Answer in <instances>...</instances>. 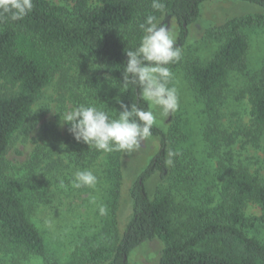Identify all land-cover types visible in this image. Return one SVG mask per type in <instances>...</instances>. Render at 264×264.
<instances>
[{"label": "trees", "instance_id": "16d2710c", "mask_svg": "<svg viewBox=\"0 0 264 264\" xmlns=\"http://www.w3.org/2000/svg\"><path fill=\"white\" fill-rule=\"evenodd\" d=\"M64 1L75 4L68 9L50 0H33L34 8L23 20H0V80L8 89L15 88L0 90V165L14 136L28 130L34 105L56 75L62 74L68 58L95 66L86 99L89 106L105 111L110 119L120 111L117 97L129 108L149 110L148 103L139 99V88L124 87L126 51L137 47L128 44L122 32L140 31L148 15H155L158 22L174 18L179 26L176 45L181 49L203 4L210 0H162V11L152 9V0H99L94 7L88 0ZM233 1L257 10L209 28V37L220 40L216 52L205 62L187 66L192 87L204 101L203 137L214 150L235 142L233 135L220 130L223 87L231 72L247 68L251 44L247 31L264 27V0ZM249 101L253 125L263 131L264 66L259 82L249 86ZM150 137L160 140V148L130 187L132 215L123 232L115 216L121 185L117 165L112 169L110 217L100 231L77 246L75 260L79 264H129L136 248L158 238L164 246L157 264H264V240L250 234L264 226V176L234 164V153L229 151L219 161L217 192L202 188L198 204L178 202L163 191L152 194L148 180L156 174L169 177L183 162L175 155L173 164L165 165L168 150L173 151L171 144L181 138L179 128L168 133L155 124ZM74 148L83 162L101 153L83 142ZM185 162L188 170L179 174L180 183H189L197 171L194 164ZM50 196L46 180L0 173V251L39 257L50 264L43 234L32 220L35 207ZM250 202L260 206L259 216L246 214Z\"/></svg>", "mask_w": 264, "mask_h": 264}, {"label": "rangeland", "instance_id": "374dc122", "mask_svg": "<svg viewBox=\"0 0 264 264\" xmlns=\"http://www.w3.org/2000/svg\"><path fill=\"white\" fill-rule=\"evenodd\" d=\"M50 1L68 9L75 4L64 0ZM88 1L90 7L100 2ZM256 10V6L240 1L210 0L203 4L200 18L190 26L187 41L180 49V61L169 67L173 74L169 86L177 89L179 108L167 117L159 108L152 109L156 124L164 131L170 133L179 128L181 138L171 144V149L183 164L175 167L167 178L157 174L150 178L148 189L152 194L163 191L172 194L178 202L198 204L197 195L202 188L217 192L220 185L217 177L219 161L229 151L234 153V164L264 176V130L259 132L253 125L249 101V86L259 82L263 74L264 27L247 31L251 41L247 68L231 72L223 87L220 130L233 135L235 142L231 145L224 143L214 150L204 139V101L195 93L187 74V66L191 62L209 60L220 44V40L209 37V28ZM158 23L169 27L178 40L179 26L174 18L165 17ZM142 35V30L136 32L133 29L121 34L133 47L139 46ZM81 60L67 59L62 74L56 75L34 105L28 130L14 136L0 165V173L4 175L48 181L50 199L35 207L32 220L43 234L50 264H79L74 258L77 246L107 223L113 200L112 169L117 165L121 171V185L115 216L119 231L123 232L132 215L130 187L160 148V140L149 137L131 153L101 152L93 161L78 160L74 147L81 146V142L70 134V125L61 122L60 114L77 105L89 106L86 99L90 78L96 74L95 66ZM0 90L11 92L15 88L8 89L0 80ZM186 160L191 162L190 165L194 164L197 171L189 183H180L179 174L188 170ZM77 170H91L97 175L96 187L74 188L71 180ZM99 204L106 205L107 215L99 214ZM245 211L248 216L261 214L260 206L252 202L247 204ZM250 234L264 240V226L252 229ZM163 246L158 238L143 243L132 252L129 264H157ZM0 264H44V260L34 256L6 255L0 251Z\"/></svg>", "mask_w": 264, "mask_h": 264}, {"label": "clouds", "instance_id": "9594fccd", "mask_svg": "<svg viewBox=\"0 0 264 264\" xmlns=\"http://www.w3.org/2000/svg\"><path fill=\"white\" fill-rule=\"evenodd\" d=\"M153 10L162 11V0H152ZM34 8L33 0H0V20H23ZM143 35L135 50L126 51L123 82L139 88V99L149 105V110L131 105L129 108L118 97L120 106L118 117L109 115L95 106L77 105L70 111L60 114L61 122L70 125L68 131L77 142L87 144L98 152L131 153L139 149L142 143L152 135L156 124L153 108H159L161 114L170 116L179 108L177 89L169 84L173 74L169 65L180 61L182 53L176 45L171 29L158 23L155 15H148L139 25ZM176 153L168 150L165 165H172ZM63 183V182H61ZM98 177L91 170L74 172L71 184L74 188H95ZM95 203V200L93 201ZM99 214L107 215L106 205H98Z\"/></svg>", "mask_w": 264, "mask_h": 264}]
</instances>
